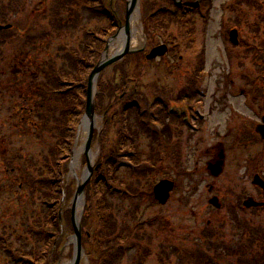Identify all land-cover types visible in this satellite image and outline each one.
Instances as JSON below:
<instances>
[{
  "label": "rangeland",
  "instance_id": "1",
  "mask_svg": "<svg viewBox=\"0 0 264 264\" xmlns=\"http://www.w3.org/2000/svg\"><path fill=\"white\" fill-rule=\"evenodd\" d=\"M84 1L87 2V0H0V15L6 17L2 19L0 16L2 21L0 23L15 27L11 29L12 31L0 32V59L13 58V65L10 63L0 65V74L17 77L15 82L17 85L14 86L9 85L6 77L0 78V124L11 121L10 124L0 126V264L18 263L20 260L14 255L16 251H20L23 259L25 255L30 262L28 254L36 251L41 240L38 234L29 235V227L33 222L32 216L41 208L42 193L27 190L24 184H17L14 181L15 177L12 174L6 175L5 172H9L10 169L4 165L3 159L15 156L18 160L25 161L24 163L42 159L40 157L46 155L45 145L52 143L53 136L60 133L59 128L53 126L51 120L55 104H47L46 100L43 109H36L45 97H36V90L29 84V77L33 75L32 70L36 68L39 71L37 68H43V63L46 73L49 72L50 63L63 69L64 59L67 57L64 51L65 43L78 45L77 42L84 38L82 30L85 27L105 31L111 25L103 18H99V21L90 19V9L93 7L90 5L87 7ZM103 1L104 9L98 8L95 11L109 12L111 19L115 17L116 20L121 19L124 22L125 0ZM152 1H155L154 7L151 5ZM166 1L168 2L142 0V15L140 14L138 20L142 42L137 46L132 45L131 48H143L148 41V47L142 53L147 55L151 47L164 43L169 48L165 56L146 61L144 55L141 58L142 62L133 64L134 67L128 66L126 70L129 74L123 76L120 70L128 65L129 59H132L127 57L118 64L108 66L99 76L98 86L96 85V129L88 154L91 161L92 154H96L94 165L99 163L103 146L107 144L104 138L105 144L102 146L105 115L114 112L108 110L118 101L119 95L120 98L130 95L127 100H132L126 103V107L136 105L138 109L134 108L128 113L133 129H140L142 118L150 125L153 133H160L162 130L153 127L148 116H151L158 107L162 112L163 105L168 104V113L169 109L177 108L190 119L186 126L175 124L171 127V142L159 137L155 143L154 138L150 139L148 134L141 130L143 133L136 137L135 143L141 144V147L137 146L138 151L144 154L137 151L140 157L138 160L136 157L133 162L129 159V156L135 155L136 152L133 151L127 158L122 159L123 162L118 161L116 184L111 186L113 195L109 196L112 204L111 215L114 223L126 222L130 226V231L121 236L122 239L127 238L117 245L112 261L114 264H252L255 261H252L251 257H255L247 249L248 241L243 242L239 237L243 231L249 232L250 215L241 212L240 208L236 211L241 212L240 218L235 210L233 213L229 211L230 206L235 203L242 206L243 198L256 196V187L252 185L255 175L260 174L264 178V155H261L264 141L255 133V126L261 122L264 111L261 101L254 96L260 92L264 94V0H210L206 17L198 13L190 16V21L186 23L175 21L169 27L165 25H162L161 29L152 27L150 31L145 32L142 24L145 26L150 9L164 10L165 6L171 10L175 9L174 5ZM193 1L196 0H186L185 3L194 5ZM232 2H239L236 5L238 6L236 13H230L228 9L223 11L221 5ZM65 9H68L67 14ZM62 12L65 14L62 15ZM67 18L75 26H70L68 21L64 24L63 21ZM223 19L227 23L225 30L229 31L222 32ZM255 21L258 23L257 27L248 25ZM64 27L67 29L62 30ZM235 28L239 30L241 48L234 47L229 39L230 30ZM61 30L63 33L61 32L60 36L58 33ZM38 35L40 39L36 43L34 38ZM125 40L124 36L123 41ZM18 42L19 50L16 53L15 44ZM118 43L119 38L111 46L110 56L119 51ZM21 63L25 72L13 75L15 71L21 69ZM15 65L18 66L16 69ZM117 68L120 69L118 73ZM55 74L51 83L55 81V85L62 88L64 81L61 79L62 83H59L58 73ZM129 75L133 81L138 80L126 86L122 80ZM101 82L105 85L110 82V85L104 88L106 91L100 89ZM44 83L45 76L36 84ZM134 84L138 85V88L132 98L130 93ZM113 88L119 89L118 92ZM53 91L54 89H50V95ZM85 111L86 104L84 113ZM141 113L144 115L141 116ZM38 115H42L48 123L46 120L42 121ZM200 115H203L204 119L201 120ZM82 119L83 116L77 128V145L74 146V149L78 146L83 147L81 154L78 155L79 164L73 169L74 166L68 163L64 174V188H71L69 193L71 195L75 192L78 180H82L88 170V157L85 152L86 122L82 125ZM166 122L169 123L167 120ZM118 128L109 132V137L115 144L119 142L116 135ZM246 133L251 136L248 141L241 138ZM152 146L158 150L153 151ZM220 146L226 151L225 169L220 176L215 177L210 175L208 167L210 162L219 160L217 155ZM9 149L10 155L8 153V156H5ZM151 156L157 165L154 169L141 162L151 160ZM101 168L103 165L98 171ZM128 169L139 172L141 178L134 177ZM146 170L152 173H144ZM98 171L93 173V177ZM165 179L174 181L176 187L169 202L161 206L153 197V189ZM122 183L124 185H121ZM65 192L66 198L63 200L62 197L59 210L63 212L61 246L58 244L60 240H57L50 256L43 258L41 255V264L46 260L44 264L59 262L65 264L73 259L74 231L71 227L73 198L68 196V190ZM215 195L223 204L220 210L209 205V199ZM91 203L87 195L86 200L78 205L82 206L79 212L77 207V215L80 218L86 213L91 215L94 209L93 206L89 207ZM105 225L107 228L112 227L110 221ZM259 225L263 226L262 221ZM208 232L210 234L213 232L215 239L204 240L203 236ZM95 247H98L97 244ZM11 248L16 251L13 252ZM189 250L202 253H198L193 261L192 258L187 260L185 257L186 254L189 256ZM93 259L94 255L90 257L87 253L79 264H94Z\"/></svg>",
  "mask_w": 264,
  "mask_h": 264
},
{
  "label": "trees",
  "instance_id": "2",
  "mask_svg": "<svg viewBox=\"0 0 264 264\" xmlns=\"http://www.w3.org/2000/svg\"><path fill=\"white\" fill-rule=\"evenodd\" d=\"M100 1L102 0H98L96 3L89 0H87V2H84H86L85 4L87 5H96ZM151 5H153L154 7L155 2H151ZM65 12L67 14L68 9H65ZM65 12H62L61 14L64 15ZM90 13V19H95L98 21L99 18L107 19L105 15L99 12L90 10ZM0 16L2 17V19L6 18L4 15ZM71 19L73 18L71 17ZM185 20V17L172 16L166 11H161L158 15L150 17L149 23L154 29H161L162 25H165V27H169L173 25L175 21L185 23ZM66 21H68V18L63 21L64 24ZM68 24L70 26H75L70 21V19L68 21ZM61 28L62 27H60V29ZM64 29L67 28L64 27L62 30ZM113 29V25L109 26L105 31H101L96 28L88 29L87 27H85L84 30H82L84 38L77 42L78 45H74V43L73 45L65 43L64 51L65 56L67 55V57L64 59V65L62 66L63 69L59 68L56 64H49L50 69L49 72L46 73L45 79L47 83L42 85V89L39 88V90L43 93L39 92L35 95L39 98L45 97V99L39 102V104L41 105H37L36 109H43V105L46 100L47 104H55V109L51 112V120L53 122V126L59 128L60 133L53 136L52 143L45 145L47 147L46 150H44L46 155L40 157L42 159L30 161L29 163H24L25 161L18 160L17 158H15V156L8 158L5 157L3 159L4 165L10 169L9 172H5L6 175L9 173L12 174L15 177L14 181L17 182V184H24V187L27 190L29 189L33 192L42 193L40 196V200L42 202V204L40 205L41 208L32 216L33 222L29 227V235L38 234L41 237V240L38 242L39 246L37 247L36 251L28 254V257H30V262L27 261L25 255L23 259L22 253H20V251L13 250V248H11L13 252L16 251L14 252V255L20 260L16 264H41V255L43 256V258L50 256L52 247L56 239L60 235L61 228L59 225V210L61 208L60 202L63 197L64 174L65 171H67L66 165L68 164L72 154L77 135V128L85 110L88 77L91 70L100 59L101 53L105 48V40ZM62 30L59 32L60 36L62 35ZM59 54V57H61V53ZM143 57V54L128 56V58H132L127 61L128 65L121 70L117 68L116 72L118 73L120 70L122 71L123 76L128 75L129 71H127L126 68H128V66L134 67L133 64L135 63H141V58ZM43 58L45 59V55H43ZM43 58L42 60L45 61L46 59L44 60ZM140 59L141 61H139ZM48 63L49 62H47V64ZM59 66H61L60 61ZM138 69L139 67H137V72ZM56 72L59 76V83H62V81H64V85L62 86V88L55 85V81L51 83L52 77L55 78ZM133 77L135 78V76ZM114 78L116 77H113V79ZM136 80L138 79H134L133 81L132 77L129 75L128 77L123 79L122 82L124 83V85L128 86L130 83L137 82ZM109 85L110 82L108 85H105L101 82L100 89L106 91V89L104 88L108 87ZM137 88L138 85H132V91L130 93L132 94V98H134V91L137 90ZM50 89H54L53 94L51 95L49 93ZM113 89L115 90V92H118L117 90H119L117 88ZM118 97V101L115 104H112L108 110L114 112L112 114L106 113L105 115V126L102 136L103 144H101L102 146L105 144L104 138L107 144L103 146L101 158L99 161L100 163H102L103 168H101L100 171L97 172L98 174L94 175L87 188L88 201L90 200L92 202L89 207L93 206L94 209L92 210L91 215L86 213L83 217V228L85 231H88L84 235L83 244L89 256L92 257L94 255V264H114L112 258L113 254L115 253V249L120 242L124 241L127 238L126 237L125 239H122L121 236L126 235V232L130 231V226L127 225L126 222H124L123 224L115 221L114 223L112 220L113 216L111 215L112 204L109 201V196L111 194L113 195V192H111V186L116 184L115 180L117 179L115 177V174L119 169L117 165L118 161H123L122 159L127 158L128 154L133 151L136 153L134 156H129V159L131 161L135 160L136 157V160L139 159L140 155L138 154V152L142 153V155L144 154L143 152L138 151L139 149L137 146L141 147V144L136 145L135 143L136 137L142 131L145 132V134H148L150 139L154 138L155 140L153 141H155V143L158 141L157 138L159 137H164V139L167 140L166 142H171V127L175 124H177L178 126L183 125L181 120L176 116H168L166 114L167 109L165 107L162 112L158 107V109H155V112L151 114V116L149 115L150 117L148 116V119L149 122H155L162 126L163 130L161 133H153L150 126L144 123L141 124L142 126L140 127V129H133L129 122L131 117L128 116V113L134 108L137 109V107H126V103L132 100H127V98H130V95L122 96L123 98H120V95ZM38 117L42 121L46 120L45 122L48 123L47 119H44L42 115H38ZM166 120L169 121V123H167ZM140 121H143V119L140 118ZM7 123L10 124L11 121L1 123L0 126H4ZM146 127H148L149 129L147 130ZM116 128H118L119 130L117 131V134L115 133L119 138V142L117 144L112 143L113 140L109 137V132L115 130ZM48 133L49 132H47V134ZM115 137L116 136H114V138ZM151 148L153 151L158 150L157 148L154 149L153 146ZM8 153L10 155V149L9 151L7 150L5 156H8ZM158 155H160L159 152ZM153 156L150 157L151 160L149 159L141 162L150 164L154 169L157 165L154 162ZM18 162H20V164H18ZM128 170L132 172L134 177L141 178L139 176V172H137L136 170ZM144 173H152V171L146 170L144 171ZM10 185L11 183L9 184V186ZM121 185H124V183H122ZM70 192L71 188H68V196H72L71 194H69ZM123 197L126 196L123 195ZM86 212H88V210H86ZM108 221L111 222L112 227H106L105 223H107ZM61 242L62 241L60 240V242L58 243L59 246H61ZM96 244L98 247H95ZM185 258L189 259L188 254H186ZM46 261H44V263H46ZM161 262H163L162 259Z\"/></svg>",
  "mask_w": 264,
  "mask_h": 264
},
{
  "label": "water",
  "instance_id": "3",
  "mask_svg": "<svg viewBox=\"0 0 264 264\" xmlns=\"http://www.w3.org/2000/svg\"><path fill=\"white\" fill-rule=\"evenodd\" d=\"M139 10V0H129L127 2V19H126V25L123 28V33L126 36V40L124 42L123 48L121 51L115 53L113 56H109V49L113 42L117 41L119 38L120 32L111 38L106 46L105 52L99 61V63L96 65L94 70L92 71L89 82H88V89H87V105H86V111L82 119V125L83 122L84 128L87 132V137L85 141V152L88 157V170L84 176L83 181L78 182L77 190L73 199V207H72V222L74 226L75 235L73 237V242L75 244V252L74 257L70 264H79L83 256L85 255L83 246H82V227H81V218L77 216V207L80 205V202L84 200L85 197V189L87 184L89 183L92 175H93V165L90 162L89 159V152L91 150V144L94 136V131L96 129L95 125V94H96V85L98 78L100 74L110 65H113L125 58V56L130 54L138 53L139 50H132L131 49V25L130 20L133 14ZM2 27L0 26V29ZM233 39H237V34L234 32L232 34ZM168 51L167 46H160L155 49H153L150 54L147 56L148 60H153L157 57L164 56ZM81 125V126H82ZM262 129V130H261ZM258 131L262 134L264 138V126L261 128V126L258 128ZM223 166H224V155L221 153L219 155V160L215 163L209 164V171L211 174L215 177H218L223 172ZM100 167V165L97 167V169ZM254 184L260 186L264 189V181L260 179L259 177L255 178ZM174 188V183L168 180L161 181L156 187H155V197L159 201L160 204L165 205L169 198L170 193ZM211 204L216 206L217 208H220V204L217 198H214L210 201ZM256 204L253 202L252 199H249L245 206L250 208L252 206H255Z\"/></svg>",
  "mask_w": 264,
  "mask_h": 264
},
{
  "label": "flooded vegetation",
  "instance_id": "4",
  "mask_svg": "<svg viewBox=\"0 0 264 264\" xmlns=\"http://www.w3.org/2000/svg\"><path fill=\"white\" fill-rule=\"evenodd\" d=\"M236 1H238V0H236ZM203 2H204V10L205 11H209L210 7H209L208 0H203ZM239 2H236V3L232 2V3H228V4L225 3L224 6L221 5V8L223 9V11L228 9L230 13L231 12L236 13V11L238 10V6H236V5ZM263 4H264V2H263ZM226 25H227L226 20L223 19L221 26H222L224 31H225ZM22 71L23 70L19 69V70H17V72H14V73L22 74ZM261 155H264V150H263V154H261ZM255 193H256L255 197H253V196H250V197L253 198L256 203H259V204L264 203V193L261 190L257 189V188L255 189ZM245 198H247V197H245ZM243 203H242V206H243ZM220 206H221L220 209H222L223 208V204L220 203ZM242 206H241L240 203H238V205L233 204V205L230 206L231 210L229 211L230 213H233L234 210L236 212V211L239 210V209L237 210V208H240L241 212L244 211L245 213L250 215L249 232L247 233V231H245V232L243 231L242 232L243 235L241 234V232H237V233L241 234V235H239V237H240V239L243 242H245V240L248 241V250H249V252L252 251V253L255 252L254 254L257 253L259 255H264V217H263L264 216V207H256L255 206V207H251L250 209H247L244 206L242 208ZM240 213L236 212V214L238 215L239 218L241 217ZM261 221H262V224H263L262 227L259 225V223ZM258 226H260V228H258ZM247 236H248L249 239L247 238ZM203 239L206 240V241H209L208 235L206 234V238H203Z\"/></svg>",
  "mask_w": 264,
  "mask_h": 264
},
{
  "label": "bare ground",
  "instance_id": "5",
  "mask_svg": "<svg viewBox=\"0 0 264 264\" xmlns=\"http://www.w3.org/2000/svg\"><path fill=\"white\" fill-rule=\"evenodd\" d=\"M138 20H139V15L137 14V12H135L133 14V16L131 17V20H130L131 29H132L131 32H132V45L133 46H137V45L140 44V42H142V38H141L142 36H141V33H140L141 32V26L138 25ZM118 45H119V47H117V49L120 51L122 46H123V38L122 37L119 39ZM113 48H114V46H113ZM83 132L84 133H82V141L84 143L83 138H84L85 131L83 130ZM82 149H83L82 146H78L76 148L75 158H74V162H73V165H72V166H74L73 169H75V167L76 168L78 167L77 165L79 164V158H80V156H78V155L81 154ZM96 157H97L96 154L93 153L92 154V161H91L92 163H93V161H95ZM81 208H82V206L78 207V212L80 211ZM65 264H70V262L65 263Z\"/></svg>",
  "mask_w": 264,
  "mask_h": 264
}]
</instances>
